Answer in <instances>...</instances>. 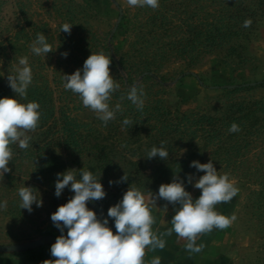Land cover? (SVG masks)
Returning a JSON list of instances; mask_svg holds the SVG:
<instances>
[{
	"label": "rangeland",
	"instance_id": "374dc122",
	"mask_svg": "<svg viewBox=\"0 0 264 264\" xmlns=\"http://www.w3.org/2000/svg\"><path fill=\"white\" fill-rule=\"evenodd\" d=\"M158 2L152 9L127 0H0V98L15 97L7 77L26 56L33 75L27 92L48 101L47 123L59 124L66 113L82 124L81 137L63 141L55 134L43 140L37 136L39 120L26 150L11 145V171L0 176V205L6 204L0 206V245L6 251L35 247L60 232L51 214L74 193L66 187L55 195L58 173L86 169L100 180L105 198L87 205L100 216L130 186L147 198L174 176L198 198L201 190L193 184L204 173L190 164L212 160L239 191L216 206L236 217L231 226L197 240L205 244L203 264H256L264 254V208L255 198L264 187V0ZM66 23L72 25L70 34L61 31ZM37 33L52 47L47 56L31 51ZM100 52L111 58L110 72L119 84L109 107L121 106L106 126L78 94L65 89L63 79ZM132 86L143 88L142 110L127 99ZM29 96L16 98L33 102ZM231 115L242 123L238 132H229ZM125 118L132 123L125 125ZM214 118L221 122L211 131L207 121ZM162 141L168 158H146ZM125 174L128 180L120 182ZM21 187L33 188L42 206L33 204L31 213L21 209ZM158 202L171 219L174 206Z\"/></svg>",
	"mask_w": 264,
	"mask_h": 264
},
{
	"label": "clouds",
	"instance_id": "9594fccd",
	"mask_svg": "<svg viewBox=\"0 0 264 264\" xmlns=\"http://www.w3.org/2000/svg\"><path fill=\"white\" fill-rule=\"evenodd\" d=\"M127 3L130 6H148L152 9L159 7L158 0H127ZM251 23L250 19L245 20L243 26L250 27ZM71 27L66 23L62 25L61 31L70 34ZM31 51L40 56H47L52 52L43 33H37L31 44ZM62 55L67 57L68 54L65 52ZM111 63V58L103 52L92 53L84 61L82 69L63 77L65 89L78 94L83 106L96 113L105 126L115 118L116 112L121 111L119 103L114 110L109 107L112 94L119 89V84L114 81L110 72ZM19 65L22 67L7 77L15 97L0 98V176L11 171L8 167L13 156L11 145L18 144L20 149L26 150L31 140L29 133L36 131L41 116L39 103H21L16 98L26 99L27 89L33 81L32 69L26 56L19 59ZM144 96L143 88L132 86L127 99L138 110H142ZM123 123L129 125L132 121L125 118ZM239 130L236 123H232L229 128V132ZM164 143L161 142L160 148L153 146L146 158L159 157L166 160L169 153L165 150ZM190 167L204 173L193 184L196 189L201 190L198 198L194 199L186 191L184 181L179 176H174L171 183L161 184L158 194L149 192L147 198L141 190L130 186L122 199L108 209V217L114 220L115 234L108 226L107 218L101 220L95 211L87 207L89 202L102 200L106 196L100 180L86 169H68L58 173L55 195L61 196L66 187L74 195L51 214V220L61 235L57 236L50 248L51 256L55 259L44 260L42 264H161L159 256L146 262V252L163 250L166 247L165 237H170L173 233L179 240L185 241L184 249L189 255L202 252L205 244H197L202 235L211 233L213 229H226L236 220L234 215L227 217L218 212L216 206L229 203L239 189L228 174L218 173L212 160L208 163L192 161ZM77 172L80 173L79 178ZM127 180L126 174L120 178V182ZM187 180L188 183H193L194 177L189 174ZM112 183L113 181H109L110 185ZM18 195L22 201L21 209H26L29 213L33 210V204L42 206V200L37 198L31 187H21ZM158 199L174 206L171 228L159 234L153 230L155 218L151 213Z\"/></svg>",
	"mask_w": 264,
	"mask_h": 264
},
{
	"label": "crops",
	"instance_id": "0c3cea01",
	"mask_svg": "<svg viewBox=\"0 0 264 264\" xmlns=\"http://www.w3.org/2000/svg\"><path fill=\"white\" fill-rule=\"evenodd\" d=\"M108 211L98 216L101 220L107 218L109 221L108 226L112 229L115 234L116 229L114 225V220L109 218L107 215ZM151 213L155 218V224L153 225V230L158 234L171 228V223L169 218L166 217L161 204L156 201V206L152 207ZM67 229H65L64 234L66 235ZM56 237L61 235L54 234ZM166 247L163 250L147 251L145 256V261H150L153 257H161V264H203L202 254L196 253L189 255L184 249L185 241L179 240L175 233L170 237H165ZM200 242L197 241V244ZM52 244L43 243L36 245L35 247L24 248L23 250L16 252H8L5 249L0 251V264H42L44 260L55 259L51 256L50 248Z\"/></svg>",
	"mask_w": 264,
	"mask_h": 264
},
{
	"label": "trees",
	"instance_id": "16d2710c",
	"mask_svg": "<svg viewBox=\"0 0 264 264\" xmlns=\"http://www.w3.org/2000/svg\"><path fill=\"white\" fill-rule=\"evenodd\" d=\"M124 84L126 85V83H124ZM235 87H237V86H235ZM28 90L30 92V89H28ZM27 96H29V98H30L29 101L33 100V102H37L40 105L39 111L41 113V116H40V123L41 124L39 126L40 132L37 135L38 137L43 138V140H45V139L47 140V138L54 137V135L56 134L57 137H59L63 141H67L71 137H76V136L81 137L82 134L80 132H78L81 128L80 127L82 125L81 123H79L73 117L67 115L66 113L62 114V120L60 119L59 124L51 125L50 123H47L46 118L48 117V112H49L48 111V103H47L48 101L44 99L43 95H41L39 98V96L36 95V93H34V92H33V94L27 92ZM246 109H249V107H247ZM236 111L241 112L240 109H236ZM231 113H234V111H231ZM55 118L59 119V117H57V115H56V117H54V119ZM226 119L231 123H236V124L242 125V123H239V121H238L239 116L237 118V117L231 115V116H227ZM195 121H196L195 123H198L199 120L198 121L195 120ZM220 122H221V120H219L218 118H214L212 121L211 120L207 121V124L210 125V128H211L210 130L212 131V130H216L215 125H219ZM29 135L31 137H33L32 133H29ZM63 137H65L66 139H64ZM72 144H73V146L77 145L74 142V140H73ZM260 182H261V185L264 186V181H260ZM255 195H256L255 198L257 199V202L260 204V206L262 208H264V187L259 189L255 193ZM256 264H264V254L257 257Z\"/></svg>",
	"mask_w": 264,
	"mask_h": 264
},
{
	"label": "water",
	"instance_id": "95a60500",
	"mask_svg": "<svg viewBox=\"0 0 264 264\" xmlns=\"http://www.w3.org/2000/svg\"><path fill=\"white\" fill-rule=\"evenodd\" d=\"M115 28H116V25L114 26V30H115ZM56 238H57L56 236L50 235V236H48L46 238H43L40 241H38L36 243V245H40V244H43V243L53 244L55 242ZM3 249H4V246L0 245V251L3 250Z\"/></svg>",
	"mask_w": 264,
	"mask_h": 264
}]
</instances>
